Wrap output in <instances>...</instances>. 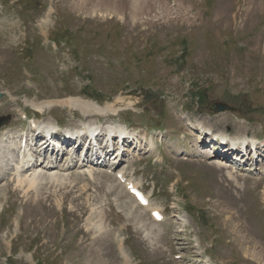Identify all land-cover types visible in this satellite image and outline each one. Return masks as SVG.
<instances>
[{
	"label": "rangeland",
	"instance_id": "obj_1",
	"mask_svg": "<svg viewBox=\"0 0 264 264\" xmlns=\"http://www.w3.org/2000/svg\"><path fill=\"white\" fill-rule=\"evenodd\" d=\"M0 93L11 105L0 108V134L19 139L31 138L29 118L61 131L82 118L39 115L27 101L136 98L142 109L116 122L158 150L129 147L116 171L166 216L154 222L110 173L117 146L80 168L85 153L70 145L56 168L36 169L58 180L20 187L10 172L9 189L0 184V264H264V154L232 166L238 156L223 160L187 120L264 143V0H0Z\"/></svg>",
	"mask_w": 264,
	"mask_h": 264
},
{
	"label": "bare ground",
	"instance_id": "obj_2",
	"mask_svg": "<svg viewBox=\"0 0 264 264\" xmlns=\"http://www.w3.org/2000/svg\"><path fill=\"white\" fill-rule=\"evenodd\" d=\"M4 101H5V99H4ZM4 101H2L3 103L0 102V105H1L0 108L1 109L5 108V109L9 110L11 105L8 102H6L4 104ZM111 102L105 106H102V105H100L94 101H91V100H88L85 98H81V97H68V98L61 99V100H49V101H27V105L31 106L32 109L34 108L36 113H38L39 115H44L47 112H51L52 109L55 111L56 108H68V109H72L75 111H79L82 114V118L79 117L81 121H80V124L78 126H76L75 128H70V129L67 128L63 131L62 134H58L56 132L53 133L52 129H54L55 126L49 122L40 123V124L36 123L37 129L35 128V125L32 126V129H31L32 135L39 133L38 130L44 128L43 129V132H44L43 136H44L45 140H44L43 145L48 144L49 149H50L52 146H54V145H52V142H54V139H56L57 143L62 146V147H60V146L53 147L51 150L53 151V154L54 153L56 154L57 157L55 159L52 158L50 161H46V163L43 162L42 164H39V162H38L39 158H40V156H39L40 154H38L40 152L39 150H37L38 153H36L35 156H33L31 154L32 153V147L31 146L33 145L31 142H34V141H32L33 138L32 139L28 138L29 135L27 133L26 134L24 133L23 135H21L20 139H19V137H12L13 134H10L11 136L8 135V138H7V133H1L0 138H2V142L0 143V162L3 163L2 167H1V169L3 170L2 172L6 171V173L0 174V184L3 183L4 181H6L7 175L11 176L12 172H13V175L15 176L14 182L19 184L20 187L27 185V186H30V188H32V187H34L33 186L34 183H37L40 180H45L47 178L48 179H54L55 178V180H58V178H59L58 176H57L58 178H56V175H48L49 176L48 177L46 174L39 173L36 169L38 168L39 165H40V168L42 165L46 170L54 169L55 166L57 167L58 158L60 157L59 152L63 151L62 153H64L66 155V150L64 149V146H67L71 142H73V139L70 138L71 132H69V131H74L77 129H79L81 131L82 130H84V131L88 130L90 133H88L87 137L90 139H95V141H98L99 139H106V144L104 147H101L102 151L100 152V154L102 156H105V159H106V157H108L107 153H110L112 151V150H110L112 145H113V148H112L113 151L116 148L114 145L115 144V141H114L115 138L121 137L124 134L125 129L128 130L125 126L123 127V126L119 125V123L116 122V118L121 116V114L123 112H126V111L128 112L129 110H131L133 112H138L139 109H142V108L137 107L138 100L136 98L120 97L116 101L114 100V102H112V103ZM14 104L16 105V107H19L20 102L14 101ZM22 111H24V110H22ZM21 114L24 115L25 112L24 113L21 112ZM41 117H43V116H41ZM103 117H107L108 122L105 125L101 126ZM92 119H93V121H89ZM187 120H188V125H190L191 130H193L194 128L197 127L199 129V131H201V133H205V134L209 135L210 133L213 132L212 135L215 137L216 136H221V137L226 136L225 133H223V135L218 134L217 131L210 129L205 124H202L199 121L197 122L199 124L196 126L194 123L191 122V119L189 117H187ZM241 124L242 123L240 122L239 125H241ZM241 129L242 130H240L238 132V134L241 133L239 135L240 137H236L233 140L242 139V138H245V136H247V132H245V128L241 127ZM191 130H190V135L192 133ZM3 131H6V130H2V132ZM96 132H98V136L96 138H93V134H95ZM49 134L52 135V138L50 140H48ZM136 135H137V133H136ZM146 135L147 134H144V136H146ZM36 137L39 138L38 135ZM77 138H79V137H77ZM163 139H164V137H163ZM257 139L258 138H252L250 140H252L253 143H257V141H258ZM119 143H120V141H118L119 146L117 145L118 146L117 150H119V151L118 152H117V150L115 151L117 153L115 155L116 157L113 160V164L114 165L117 164V167L115 168L114 172H110L111 174L115 173V175H114L115 179L119 175H123V176L127 175V173L124 170L116 171L122 162V159L124 157V153L128 152V150H129L125 146V142L123 144H119ZM4 144H6V145H4ZM17 144L20 146L19 148H18ZM134 144H135V146L132 148L134 150L143 149L144 146H148L149 148L148 149L145 148V149L148 152H151V153L153 152L152 154H155L158 150L157 149V143L155 142L154 138H151V137H148V138H144V137L139 138L138 137ZM22 149H24V150L21 153ZM121 149H122V152L120 151ZM209 153H212V152H209ZM53 154H51V156H53ZM195 156H197L198 158H203L200 155L199 156L195 155ZM120 157H121V159H120ZM227 157H230V156H227ZM98 158L99 159H97V160H99V161H95L92 163L91 162L92 159H90V161L87 160V162H86V157H85L83 159V163L80 164L81 165L80 168H83L86 166L84 163H88V164L90 163V165H92V166L95 163L100 164V166H101V164H104L103 161H100L101 158L100 157H98ZM227 159L228 158H226L225 160H227ZM183 161L189 162L190 160L185 159ZM73 162H74V160L72 159L71 162L68 164L69 169L76 166V164ZM193 162H201V163L207 164L206 162L202 161V159H198L197 161H193ZM217 165L224 167L222 165L221 161L218 162ZM10 167H11V169H10ZM207 167L209 169V167H212V166H211V164H207ZM214 168H218V167L215 166ZM65 171H67V170H65ZM89 173L91 174V172H89ZM128 181H131V180H128ZM10 182H13V180L12 179L7 180L5 186L3 187V189H1V191H7V188L9 189ZM135 185L138 186L136 183H135ZM174 191H175V189H174ZM1 196H2V194H1ZM139 208L141 209V207H139ZM147 209L148 210L150 209L151 212L159 211L158 208L151 207L150 205L147 208H145L144 210H147ZM229 212H230V210H229ZM229 212L227 214H230ZM217 216L218 215H216L215 217H217ZM179 220H181V222H185L181 218ZM164 221L162 223H164ZM180 232H184V231H180Z\"/></svg>",
	"mask_w": 264,
	"mask_h": 264
},
{
	"label": "water",
	"instance_id": "obj_3",
	"mask_svg": "<svg viewBox=\"0 0 264 264\" xmlns=\"http://www.w3.org/2000/svg\"><path fill=\"white\" fill-rule=\"evenodd\" d=\"M1 97H2V95L0 94V99H1ZM227 109H228V107H226V106H224V105H220V104L217 105V110H218V111H225V110H227ZM2 125H3V124L0 123V127H1Z\"/></svg>",
	"mask_w": 264,
	"mask_h": 264
}]
</instances>
